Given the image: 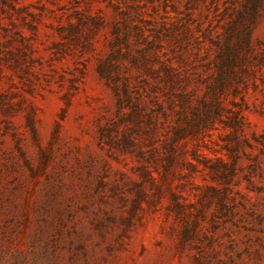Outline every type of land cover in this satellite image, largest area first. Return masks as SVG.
<instances>
[{"label": "rangeland", "instance_id": "obj_1", "mask_svg": "<svg viewBox=\"0 0 264 264\" xmlns=\"http://www.w3.org/2000/svg\"><path fill=\"white\" fill-rule=\"evenodd\" d=\"M0 264H264V0H0Z\"/></svg>", "mask_w": 264, "mask_h": 264}]
</instances>
